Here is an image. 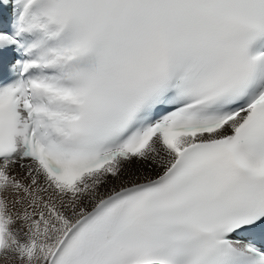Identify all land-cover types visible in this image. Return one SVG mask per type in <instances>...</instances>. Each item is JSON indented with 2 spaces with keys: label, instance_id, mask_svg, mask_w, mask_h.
<instances>
[{
  "label": "snow or ice",
  "instance_id": "snow-or-ice-1",
  "mask_svg": "<svg viewBox=\"0 0 264 264\" xmlns=\"http://www.w3.org/2000/svg\"><path fill=\"white\" fill-rule=\"evenodd\" d=\"M0 264H264V0H0Z\"/></svg>",
  "mask_w": 264,
  "mask_h": 264
}]
</instances>
